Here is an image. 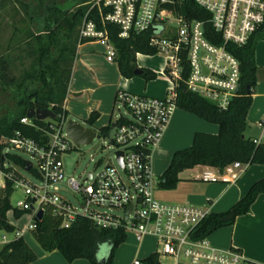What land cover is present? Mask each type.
Instances as JSON below:
<instances>
[{"label":"built area","instance_id":"built-area-1","mask_svg":"<svg viewBox=\"0 0 264 264\" xmlns=\"http://www.w3.org/2000/svg\"><path fill=\"white\" fill-rule=\"evenodd\" d=\"M184 0H103L109 11L104 17L120 26V36L132 32L153 30L150 44L163 56L162 75L169 82L164 97H154L120 89L115 105L123 106L126 115H117L113 123L95 129L101 137L104 128L115 133L111 142L116 148V165L108 164L100 172H89L83 182L71 177L67 187L78 203L61 193L60 183L65 179L62 155L77 146L68 135L65 115L53 126L54 131L40 143L17 132L8 139V145L25 151L35 158L33 173L36 184L16 171L4 173L12 180L14 191L22 188L25 198L13 204L25 211L24 225L10 211V223L16 229L12 239L8 232H0V245L24 237L36 228L40 210L52 207L61 228H70L79 217L91 220L101 229L124 227L138 240L153 235L159 242V254L175 258L178 264H261L248 259L236 248L219 249L208 237L196 239L193 235L200 222L211 213L208 207L190 204H170L159 201L154 190L158 183L152 170L153 150L159 144L169 121L177 109L178 87L200 95L225 110L241 93L242 62L237 48L254 37L264 38V0H195L208 12L207 18H191L179 12ZM80 39H95L107 43V59L113 61L116 49L106 30H99L93 20H85ZM120 109V107H118ZM53 120L52 118H48ZM22 122L30 123L27 116ZM114 125V126H113ZM94 141V140H93ZM93 143V142H92ZM84 145V144H81ZM123 152V165L117 152ZM233 162L223 171L203 167L199 179L209 182L235 183L245 167ZM30 171V170H28ZM4 172V171H0ZM129 206V222L125 214ZM122 209L121 215L113 212ZM130 264H142L139 258Z\"/></svg>","mask_w":264,"mask_h":264},{"label":"trees","instance_id":"trees-1","mask_svg":"<svg viewBox=\"0 0 264 264\" xmlns=\"http://www.w3.org/2000/svg\"><path fill=\"white\" fill-rule=\"evenodd\" d=\"M41 14L34 15L41 27L40 33L34 34L36 49L31 70L25 71L22 77L13 73L10 63L0 57V86L3 88L17 87L23 92L19 99L20 111L10 113L0 118V171H11L7 161L15 160L26 167L28 160L7 151L8 139L17 132L43 143L53 126L69 112L64 106L73 65L76 59V49L71 43L66 44V38L73 39L77 28L82 27L85 20H93L99 30H106L109 41L116 49L115 59L121 73L126 77L136 76L138 53L154 56L158 54L150 44L153 30L142 33L132 32L129 37L120 36V26L104 20L109 8L103 0H69L65 4L40 2ZM78 8L72 11L74 7ZM180 13L191 18H207L208 12L200 8L195 0H184L178 7ZM43 11V12H42ZM66 30V33H63ZM81 30V28H80ZM79 43L95 39H80ZM258 37L248 44L237 48V56L242 62L241 93L225 110L214 102L186 90L184 85L178 87L177 105L189 112L195 113L205 120L220 126L218 133L196 132L190 147L177 150L170 165L160 178L159 185L165 189H173L181 181L180 174L196 167H212L223 171L233 162L244 165H264V141L247 137L246 115L252 101V88L256 83L255 45ZM58 53V55H56ZM143 76L147 80L157 78V73L147 68ZM39 81L40 86L35 82ZM251 87L249 92L248 87ZM51 109L57 117L53 120L31 119L30 123L22 122L29 108ZM100 114L93 111L86 120L91 126L98 120ZM105 129H111L106 127ZM31 172L34 168L29 169ZM14 192L12 180L6 178L5 186L0 187V232L12 233L16 227L10 223L8 213L11 211L15 218L21 217L25 211L15 208L11 196ZM264 194V177L256 180L246 194L229 210L211 212L196 227L193 235L196 239L208 237L220 227L231 225L238 216L250 212L251 206L259 195ZM36 228L32 235L36 242L46 252L59 250L69 262L78 258H87L90 264H112L117 248L126 240L124 227L118 229H101L91 220L79 217L70 228H61L60 220L52 213V207L45 208L40 219L36 220ZM102 245H108V250L101 253ZM38 259L37 252L29 245L24 237L13 239L0 249V264H31ZM142 264H161L160 254L153 253L142 260Z\"/></svg>","mask_w":264,"mask_h":264},{"label":"crops","instance_id":"crops-1","mask_svg":"<svg viewBox=\"0 0 264 264\" xmlns=\"http://www.w3.org/2000/svg\"><path fill=\"white\" fill-rule=\"evenodd\" d=\"M107 50V43L98 40L79 44L64 103L68 112H75L78 117H85L86 120L93 111L99 112L100 116L95 124L99 123L100 127L117 119V116L114 117L115 98L120 89L151 95L149 89L158 77L166 80V86L162 94L151 96L164 97L169 87V82L162 75L164 60L154 64L149 62L153 56L138 53L136 55L138 67L154 71L158 77L152 80H147L143 76V78L136 77L141 75L126 77L121 73L115 58L113 61L107 59ZM141 55L145 58L143 62L138 61ZM255 61L256 83L252 88V101L246 115L245 135L264 141V38H258L256 41ZM80 108L82 110H79ZM219 130V124L177 107L163 138L153 150L152 170L158 181L154 190L157 199L170 204L208 207L211 212H224L241 199L256 180L264 177V165L252 164L245 167L235 183L209 182L197 177L203 168L200 166L183 171L180 174L181 181L175 188L160 187V178L177 150L190 147L196 132L216 134ZM156 157L159 163L157 167L159 166L162 173L158 177L155 170ZM208 239L216 248H236L248 259L264 264V194L258 196L249 213L238 216L231 225L218 228L208 236ZM137 241V249L128 264L136 258L143 260L153 253H159V242L155 236L148 235ZM31 247L38 254V259L31 264H90L87 258H78L69 262L59 250L46 252L40 245ZM164 260L169 264H178L175 258L160 255L161 264Z\"/></svg>","mask_w":264,"mask_h":264},{"label":"rangeland","instance_id":"rangeland-1","mask_svg":"<svg viewBox=\"0 0 264 264\" xmlns=\"http://www.w3.org/2000/svg\"><path fill=\"white\" fill-rule=\"evenodd\" d=\"M52 2L57 1L58 3L65 4L69 0H0V57H4L8 60L15 73L18 77H22L25 71L31 70L32 61L34 60V50L36 49V41L34 34L42 31L41 27L38 26L36 21H33L34 15L41 14L40 2ZM91 5L94 4V0H91ZM77 7H74L72 11H75ZM43 12V11H42ZM74 33L73 39L66 38V44L72 45L77 50L79 46V30ZM66 33V30L63 32ZM58 55V53L56 54ZM138 61L142 62L140 59ZM163 61V56L156 54L149 61L157 64ZM137 63V61H136ZM142 77V76H136ZM158 77V76H157ZM143 78V77H142ZM36 85L40 86L39 81L35 82ZM166 86V80L162 77L153 83L152 88L149 89V93L152 95H160ZM23 92H20L17 87L3 88L0 86V118L10 113H17L20 111L19 99L22 97ZM150 95V96H151ZM156 97V96H154ZM120 107V109L118 108ZM79 110H82L81 108ZM126 115V110L123 106L116 105L114 111V117L117 115ZM68 118L79 120L86 126H91L85 119V117H78L76 113L69 112ZM95 129L100 127L99 123L92 125ZM114 129H105L102 132L101 137H96L91 144L81 145L80 148H75L72 151L65 152L62 155V161L65 169V179L60 183L61 193L71 199L75 204L78 203L73 192L67 187V180L71 177L75 178L79 183L83 182V179L89 172L97 174L106 165H116L115 152L116 148L111 142L114 136ZM7 151L11 154L21 156L25 160L30 161L34 166L38 165V162L30 154L23 150L8 146ZM157 157L155 160V170L157 177L160 176L161 170L157 167ZM7 167H11L12 171H16L27 177L30 181L39 184V178L31 171H28L26 167L18 164L15 160L7 161ZM8 172V171H6ZM4 172H0V184L4 181ZM2 186V185H1ZM0 186V187H1ZM25 198L22 188L16 189L12 196L11 201L15 205L19 200ZM160 201V200H159ZM114 213L121 215L122 209H114ZM10 212L8 213L9 220ZM27 222V217L23 216L20 218L19 223L24 225ZM13 234L9 233L8 238L12 239ZM133 231H127V237L125 242L120 245L115 252V259L112 264H128L131 257L134 255L135 250L138 246V241ZM24 239L31 245H39L34 239L32 232L28 231L24 235ZM4 244L0 245V249ZM102 254L108 250V245H102ZM162 264H169L167 260H164Z\"/></svg>","mask_w":264,"mask_h":264},{"label":"water","instance_id":"water-1","mask_svg":"<svg viewBox=\"0 0 264 264\" xmlns=\"http://www.w3.org/2000/svg\"><path fill=\"white\" fill-rule=\"evenodd\" d=\"M145 70L141 67H137L134 71L136 75H142L144 74ZM249 92H251V87H248ZM26 116L30 119H39V120H45L48 118L55 119L57 115L51 110V109H36V108H29L27 110ZM114 126V125H113ZM66 130L68 135L75 141L78 147L81 146V144L87 145L91 144L93 140L98 137L97 132L90 126H86L83 123H81L79 120H75L72 118H69L66 124ZM118 158L123 165V152L118 151L117 152ZM32 163L29 161L26 169L29 170L31 168ZM132 206H129L126 214H125V221L129 222V212L131 210ZM42 210H40L37 214V219H40L42 217Z\"/></svg>","mask_w":264,"mask_h":264},{"label":"bare ground","instance_id":"bare-ground-1","mask_svg":"<svg viewBox=\"0 0 264 264\" xmlns=\"http://www.w3.org/2000/svg\"><path fill=\"white\" fill-rule=\"evenodd\" d=\"M140 60L143 62L145 60V58L141 55Z\"/></svg>","mask_w":264,"mask_h":264}]
</instances>
